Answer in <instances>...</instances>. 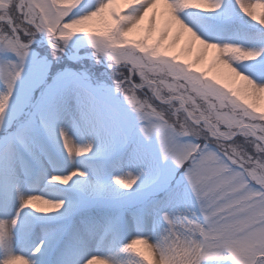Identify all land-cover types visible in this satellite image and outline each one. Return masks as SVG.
<instances>
[{
  "label": "snow or ice",
  "instance_id": "6c2138e0",
  "mask_svg": "<svg viewBox=\"0 0 264 264\" xmlns=\"http://www.w3.org/2000/svg\"><path fill=\"white\" fill-rule=\"evenodd\" d=\"M209 50L217 75L197 67ZM261 100L264 0H0V264H264ZM48 142L91 153L49 177L80 191L67 208L21 191ZM24 209L66 222L18 223ZM129 221L123 248L88 255ZM17 229L43 234L38 261Z\"/></svg>",
  "mask_w": 264,
  "mask_h": 264
},
{
  "label": "rangeland",
  "instance_id": "374dc122",
  "mask_svg": "<svg viewBox=\"0 0 264 264\" xmlns=\"http://www.w3.org/2000/svg\"><path fill=\"white\" fill-rule=\"evenodd\" d=\"M94 2V0H93ZM226 3H230V0H225ZM245 21L247 20V18H244ZM250 30L252 31H255V29H251ZM227 39V37H226ZM81 52L83 51V49L80 50ZM195 55L196 53L193 52V53H187L185 52L184 54L181 55V59H187V60H194L195 59ZM212 60H213V56L211 55V52H209V56L208 58L202 62L201 64L197 65V67L201 70V71H206L208 73V75H217L218 72L216 69H214V66L212 64ZM237 83H241L238 79H237ZM259 105L261 107V109H264V100H261L259 102ZM66 126H67V130L69 132L70 135H73L74 138L77 140V142L79 143H85L86 140L85 139H81L79 137H76L74 132H73V129H72V126L70 123H67L66 122ZM47 149H48V152L51 153V157L52 159L49 158L48 155H46L45 153L41 152L39 149L36 150V153L39 152V154L42 156V155H46L47 156V159H48V167H50L51 171L50 173L52 174H66L68 171H70L73 167L77 166V164L79 163V161L81 160H87V157L88 156H91V153L87 154L86 157H83V158H77L76 159V163H72L71 160L69 159V157L67 156V153L65 151H63L59 145L55 144V143H52V142H48L47 144ZM38 151V152H37ZM68 160L69 163L66 164L64 166V161ZM54 161V162H53ZM30 163H31V175L28 177V181L27 183H24L23 184V187H26L27 189H35V190H39V189H43L46 187V184L44 183L46 180L49 179V177L51 175L49 174H42V177H41V183L39 184H36L34 181L37 179L38 175H39V169H40V166L38 165V163L36 162H32L30 160ZM126 169H127V166L125 165L124 166ZM121 174V169L120 167H114V168H111L109 170V175L107 177L108 181L111 182L112 179L116 176V175H119ZM139 183V181H138ZM22 185V184H21ZM44 186V187H43ZM113 187H117L115 185H113ZM57 189L60 191L58 196L56 197L57 199H65L66 200V203L67 201L69 200H74L76 198H78L81 193L79 190L77 189H73L72 188V185H68V186H62V185H59L57 184ZM120 191H124V190H120ZM141 196V193H136V192H129L127 194V199L128 200H136V199H139ZM55 198V199H56ZM114 203H119L120 201L118 199L114 200L113 201ZM110 211H112L113 213H115L116 211H118V209H111ZM66 221H62L61 223H64ZM37 224H39V222H37ZM46 224H55V222L53 223H46ZM129 227H132L133 230H132V235L133 237L137 234V231H136V228H135V224L134 223H131L129 221V224H128ZM166 227V224H164L162 221L160 222L159 226L156 228L155 231H153L151 225L149 226V229L148 231L144 232L143 234L145 235H148L154 242H156V240L159 238V234L163 231V228ZM127 227H124L122 229V239L119 241V244L114 248L115 249V252H117L120 248H123V246L128 243L130 240L128 239L129 236H127ZM39 233V236H38V239L35 241L36 243H39L41 240L44 239L43 237V234L41 232H38ZM99 234V233H98ZM111 239V237H109V240ZM95 240V239H93ZM30 243H31V239H29L28 241H23L22 244H21V252L25 255H28L27 252H29L30 250H33L35 248V246L37 245H33V246H30ZM107 243V241L102 245L104 246L105 244ZM138 248H143L144 246L143 245H137ZM121 256L124 257V258H127L128 257V254L127 253H121Z\"/></svg>",
  "mask_w": 264,
  "mask_h": 264
},
{
  "label": "bare ground",
  "instance_id": "6f19581e",
  "mask_svg": "<svg viewBox=\"0 0 264 264\" xmlns=\"http://www.w3.org/2000/svg\"><path fill=\"white\" fill-rule=\"evenodd\" d=\"M121 10L123 11V10H126V9L122 8ZM209 52H211V55L213 56V50H209ZM214 69H216L217 72L219 73L220 66H218V65L217 66H214ZM225 71H226V69H225ZM59 147L63 150L62 145H59ZM29 160H31L32 162L38 163V165L40 166L39 175H38L37 179L34 181L36 184H39V183L42 182L41 181L42 174H46V173L49 174L50 172H52L51 169H50V167H48V162L49 161L47 159V156L46 155H42L41 156L39 154V152H38V153H36V158L29 157ZM68 163H69L68 160L64 161V166L66 164H68ZM49 175H53V174L50 173ZM44 183L46 184V187L43 188V189H39V190H35L33 188L27 189L26 187H23V184H22V185H20L21 191H22V193L25 196H27V195H33V194H40V195H45V196H47L49 198H54L55 199L58 196L59 192H60L57 189V184H51V183H49V179L46 180ZM39 206H43V205H39ZM18 207H19V200L16 199L14 201L13 205H12V209H11L9 215H15V210ZM65 208H67V203L65 205ZM64 211H65V209H61V212L60 213L52 214V217L60 216ZM29 212H31V210L24 209V212L21 213V220L18 221V223L19 222H22L24 213H29ZM52 217H43L41 214H38V213H35V212H31V218H34V222L35 223L39 222V224H46L48 222L49 223L55 222V224H59V223L62 222V220H55ZM132 230H133L132 227L127 226V230L126 231H127V236H129L128 237L129 240L133 238ZM38 232L39 231H34L32 233V235H31V237L29 238V239H31L30 246H33V245H36L37 244L35 246V248L38 245H40V242H41V241L39 243H36L35 242L38 239V236H39V233ZM17 234L18 235H17V239L15 241V248H16L17 251L21 252V250H22L21 244H22L23 240L20 239V230L19 229H17ZM35 248L33 250H30L29 252H27L28 253L27 256H29V258L31 260L38 261L40 259V257H41V253L43 252V248H41V253L35 252ZM114 253H115V249L108 242L104 246L101 245L99 247L97 246V241L96 240H93L92 239L89 242L88 255L101 254V255L111 256Z\"/></svg>",
  "mask_w": 264,
  "mask_h": 264
}]
</instances>
